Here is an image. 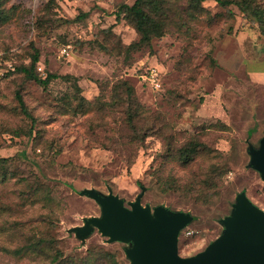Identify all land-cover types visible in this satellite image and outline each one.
<instances>
[{"label":"rangeland","instance_id":"1","mask_svg":"<svg viewBox=\"0 0 264 264\" xmlns=\"http://www.w3.org/2000/svg\"><path fill=\"white\" fill-rule=\"evenodd\" d=\"M134 1L8 0L4 5L10 18L0 25V158L9 160L6 167L14 176L0 182V205L17 211L4 213L0 222L28 221L49 213L40 205L19 208L16 192L23 185L17 179L38 175L59 202L54 216L64 255H84L89 246L100 245L115 252L120 264H129L124 250L130 243L110 244L96 229L81 241L68 231L83 227L86 218L102 219L97 204L78 194L83 189L105 196L111 191L127 205L139 194L140 181L147 189L142 205L162 204L171 212L189 213L194 219L178 236L182 258L203 251L221 235L220 219L230 213L238 195L264 214V178L248 166L247 154L248 144L256 148L264 132V39L258 28L236 7L224 10L208 1L187 21L176 10V25L169 26L168 34L132 52L126 47L139 37L117 12L121 4ZM34 50L38 76L75 78L80 95L89 102L100 94L107 101L114 82L123 79L147 112L166 117L178 143L195 136L221 151L218 164L227 172L218 196L203 206L180 194H159L149 176L150 166L160 161L158 138L147 139L135 165L127 169L120 149H113L115 113L103 114L107 126L99 125L93 112L62 114L60 98L71 92L72 80L58 78L44 91L14 71L29 64ZM16 93L35 118L33 135L40 136L36 142L25 136L30 122L20 111ZM55 151L59 155L51 163ZM197 166L181 168L171 161L166 171L186 181ZM20 246L15 232L0 234V247ZM0 264L47 263L33 253H0Z\"/></svg>","mask_w":264,"mask_h":264},{"label":"trees","instance_id":"2","mask_svg":"<svg viewBox=\"0 0 264 264\" xmlns=\"http://www.w3.org/2000/svg\"><path fill=\"white\" fill-rule=\"evenodd\" d=\"M7 1L0 0V25L5 24L10 18V15L4 9ZM179 1L182 0H135L131 5L121 4L117 12L118 15H122L123 19L133 27L139 37L136 43L129 44L126 49L133 52L141 47H148L153 39H161L168 34L170 25H176L172 18L178 10L181 13L178 16L183 15L185 21H187L189 18L195 17L202 3L208 1L215 2L224 10H227L230 6L236 7L244 18L255 24L260 37L264 39V4L262 0H183L184 4ZM177 25L180 27L183 24L177 23ZM34 51L30 57L29 64H22L16 67L14 71L22 74L25 81L34 82L44 91L47 90L51 81L58 78L72 80L71 92L64 94L60 98L59 106L62 114L77 115L93 112L101 120L99 125L107 126L103 114L108 113L111 116V114L114 115L115 113L118 120L115 121L117 128L115 130V138H113V149H120L118 154L123 159L127 169H132L135 165L138 152L145 148L147 139L151 137L158 138L162 144V149L157 155L160 161L156 165L150 166L151 173L149 176L153 181V188L156 187L155 190L159 194L164 196L180 194L191 200L193 204L203 206L208 205L218 196L220 181L227 172L223 165L218 164L222 157L221 151L209 147L195 136L178 143L172 126L168 123L166 117L160 112H147L139 102L135 89L123 79H117L114 82L107 101L100 94L94 102H89L80 95L81 90L75 78L59 77L54 74H47L44 78L38 76L36 73L38 55L36 50ZM15 97L21 113L30 122V127L25 132V136L28 138L32 137V140L36 142L40 136L38 132L33 135L35 118L25 107L19 93H16ZM109 146L105 144L104 148L108 150ZM249 146L252 145L248 144L247 154ZM58 155V151L53 152L49 159L50 162L53 163V160ZM8 161L7 158H0L1 183L14 176L7 170ZM171 161H175L181 168L191 167L195 163H198V166L186 181H180L171 172L166 171V166ZM248 166L250 167L249 163ZM17 182L23 185L16 192L20 201L19 208L40 205L48 209L49 213L28 221L12 219L3 223L0 222V234L13 231L21 243V246L14 250L0 247V253L13 256L33 253L37 256H42L47 264H120L115 252H111L100 245L89 246L84 255L78 253L64 255L61 249V241L56 237L58 219L54 216V208L59 207V202L56 201L52 188L36 174H33L32 179L26 177L18 178ZM137 184L140 192L143 191L144 196L147 191L146 187L140 181H137ZM81 191H79V195ZM99 193L102 194L101 192ZM146 205L148 204L142 206ZM124 206L128 207V204L124 203ZM157 206L163 205L159 204L155 207ZM16 211L0 205V219L4 213L13 215ZM127 261L130 263L128 259Z\"/></svg>","mask_w":264,"mask_h":264},{"label":"water","instance_id":"3","mask_svg":"<svg viewBox=\"0 0 264 264\" xmlns=\"http://www.w3.org/2000/svg\"><path fill=\"white\" fill-rule=\"evenodd\" d=\"M248 154L250 167L264 178V135L257 148L249 146ZM80 195L99 206L102 219L86 218L83 227L68 231L81 241L96 229L108 243H130L124 250L129 264H264V214L243 195L235 198L230 215L220 220L221 235L203 251L184 258L178 255V236L194 219L189 213L143 207V191L128 207L111 191L105 196L84 189Z\"/></svg>","mask_w":264,"mask_h":264}]
</instances>
